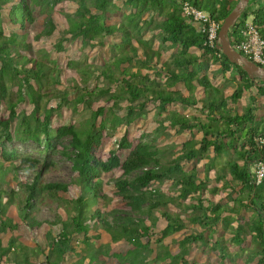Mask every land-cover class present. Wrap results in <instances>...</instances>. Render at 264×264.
I'll list each match as a JSON object with an SVG mask.
<instances>
[{"label":"trees","instance_id":"1","mask_svg":"<svg viewBox=\"0 0 264 264\" xmlns=\"http://www.w3.org/2000/svg\"><path fill=\"white\" fill-rule=\"evenodd\" d=\"M15 1L0 0V101L9 111L8 117H0V264H79L72 259L77 260L81 256L84 259L80 264H107L99 260L100 249L104 247L97 234L99 230L106 232L115 242L127 240L141 250L152 241L162 248L168 247L166 240L181 232V237L175 241L177 251L165 250L158 258L162 262L170 261L168 264H190L188 246L199 241L208 243L209 239L211 243L223 245L222 237L216 239L217 228L222 226L230 231L233 229L231 239L240 246L249 237L254 245L252 259H257V264H264V179L257 185L251 172V164L264 163V144L261 141L264 138V120L257 115V105L264 97V85H260L263 80L250 76L221 50L208 47L200 27L183 15V4L189 2L208 12L222 25L239 0H123L124 5L134 9L129 13H124L115 0H74L77 9L73 14H66L68 27L61 32L57 44L59 51H65L64 43L70 38L81 39L83 45L97 47L103 46L105 40L113 36L119 38L115 45L119 52L114 62L103 66L82 62L72 65L69 61L68 67L84 74L79 86L71 85L73 81H70L76 91L72 101L76 107L86 105L91 117L87 125L80 127L61 125L53 135L49 133L51 113L43 111L42 114L40 103L49 95L56 97L54 88L60 77L48 62L56 68L58 62L48 57L46 61L33 57V47L24 34L13 31L6 36L3 11L13 24H20L25 29L26 23L35 21L32 5L41 7L46 18L43 29L36 35L39 40L59 31L52 9L61 0ZM147 13L152 15L144 20ZM251 15L264 38V0L261 4L249 2L229 30L234 48L242 40L240 31ZM144 22L158 31L159 47L143 37ZM168 52L171 55L166 60ZM210 59L220 64L223 74L230 72L237 78V87L228 98L208 93L214 88L208 75ZM96 73L98 78L121 84V89L114 90L111 85L90 90L89 74ZM12 84L17 88L16 98L11 91ZM181 85L190 96L183 95ZM50 88L53 89L50 91ZM199 88L204 89L206 97L203 100L194 96ZM244 92L252 95L250 104L243 113H238L232 102L237 104ZM69 95L65 90L59 104L63 100L68 101ZM105 96L112 100L109 110L104 106L91 109L89 103L92 100ZM123 100L128 105L123 117L114 115L111 118L115 124L130 125L136 117L148 114V102H155L159 118L155 137L143 142L147 136L142 134L140 141L134 143L125 134L119 140L118 148L111 150L107 159H101L97 151L104 141L107 116L121 107ZM26 102L31 103L33 109L30 114L20 117L18 108ZM174 104L194 107L200 111V116L194 118L175 110L169 112L168 108ZM164 113H169L165 117L168 124L162 121ZM19 118L21 121L15 130L14 122ZM170 126L177 127L180 134L188 133L190 137L182 143L181 149L172 147V157L163 162L165 149L158 145L157 140ZM65 137H70V142L62 147V153L72 162L74 177L69 182H51L46 186L41 184L50 162L42 163L38 158L20 156L15 151H7L4 146L5 141L18 138L23 142L34 140L43 143L46 150H53L61 146ZM238 147L237 158L223 165V174L219 172L216 176L217 180L224 179L222 187H209L216 159ZM122 152L127 154L126 157ZM202 159H208L202 172L189 168L194 161ZM117 170L122 171V175L112 184H105L109 185L114 196L124 201V205L103 211L100 200L107 197V192L103 191V175ZM28 171L34 172L33 178L23 181V173L28 174ZM5 175L11 176L15 186L3 179ZM165 186H170L171 190ZM223 188L230 189L237 196L229 193L230 201H215L213 196ZM45 192L48 196L44 195ZM57 193L73 195L68 201L72 205V216L67 220H38L35 217L38 204H49L45 200H50L51 195ZM188 198L192 200L190 204L185 203ZM170 204L191 215L184 217L181 213L161 210ZM243 211H251L252 214L246 218ZM162 219L166 224L158 229ZM21 224L34 233L43 225H49L44 235L46 243L34 242L36 250L26 251L13 234ZM59 224L60 230L56 229ZM190 225H199L202 230L197 234L184 232ZM79 244L93 247L88 256L84 255ZM223 252L222 259L226 260V251ZM249 262L250 259L246 261L247 264Z\"/></svg>","mask_w":264,"mask_h":264},{"label":"rangeland","instance_id":"2","mask_svg":"<svg viewBox=\"0 0 264 264\" xmlns=\"http://www.w3.org/2000/svg\"><path fill=\"white\" fill-rule=\"evenodd\" d=\"M18 1V0H16ZM15 1V2H16ZM117 4L121 5L122 10L124 13L133 12V8L131 6H127L123 4V0H115ZM263 2V0H251V3ZM34 9V17L35 21L33 23H26V28H21L20 24H13L9 17L3 11V21L5 23L4 26V33L6 36H10L11 33L14 31L19 33L20 35H26V40L29 42L32 47V56L38 59H44L46 61V57L50 58L51 60H56L58 62V67L52 65L50 62V66L53 68V71H56V74L59 75L60 81L55 85L54 92L55 96H48L43 98L41 101L42 107V114L44 112L51 113V122L49 126V133L50 135L54 134V131L57 127L61 125H69L75 124L76 126L80 127L83 125H87V121L91 117V112L86 105H79L75 106L73 103V99L75 98V89L71 87V85H80L82 84V77L84 78L83 73H78L77 69L74 67H68L69 61L72 62V65H76L77 62H82L90 65H99L103 66L105 63L114 62V60L118 56V50L115 48V45L118 43L119 38L117 37H108L105 40L103 46L97 47H90L88 45H83L81 39L74 40L69 39V41L64 43L65 51H59L57 44L61 37V32L68 27L67 17L66 14H73L77 9V3L74 0H61L58 4L53 7V18L55 23L58 26V30L54 35L50 37H43L41 39H37L36 35L43 29L46 14L41 12V7L32 5ZM50 9V7L48 6ZM152 13H147L144 15L143 19H149ZM120 17V14H118ZM249 21L253 20L252 15L248 19ZM143 26L145 27L143 37L147 40H151L155 47H159L161 45L160 36L158 35V31L154 30L153 27L147 26L144 22ZM170 53H166L165 59L170 58ZM210 68L214 69L215 71H211V74L219 73V65L214 62L213 60H209ZM30 65V64H29ZM221 69V66H220ZM98 73L91 75L89 74V86L90 90L95 89V87H109L113 86V89H121V84L117 85L114 82L110 83L107 80L97 77ZM71 82L70 85V81ZM53 87V84H51ZM220 85H225L224 89H226L227 94H231L234 91V84L227 81H221ZM77 86V87H78ZM53 88H50L51 91ZM68 91L70 93L67 100H63L60 104V98L63 95L64 91ZM11 91L13 92V96L16 98V91L17 88L12 84ZM120 92V91H119ZM202 93V90L199 91ZM220 94V93H219ZM127 95V94H126ZM216 95V94H214ZM128 97V96H125ZM259 115H264V99L259 103ZM89 105H92L91 109L97 110L98 107H106V110H109L112 107V100L106 97H101L98 99L92 100ZM128 105L126 100H123L120 104L121 107H118L116 111L112 114L107 116V128L105 129V136L104 141L100 149L97 151V155L101 159H107L111 150L118 148V142L122 136L127 134V137L130 141L137 143L141 139V135L145 134L147 137L143 139V142L152 140L155 137V129L158 127L159 118L157 117V112L155 108V102L150 101L147 104L146 110L148 114L143 115L141 117H136L134 122L130 125L126 123L123 124H115L111 118L114 115L118 117H123L125 114V107ZM247 105V98L243 96L240 101V106H236L235 110L242 113L245 111ZM90 107V106H89ZM33 109V105L29 102L23 103L19 106L18 112L20 117H25L31 113ZM177 111L185 116L194 117L197 115L195 108H184L178 104L171 105L168 108V111ZM44 111V112H43ZM169 114V113H168ZM167 113L163 114L162 121L166 122L165 117L168 115ZM9 111L6 108L5 104L0 101V117H8ZM101 118L99 117L98 120ZM21 119L19 118L17 121L14 122V127L16 130L17 125L20 123ZM222 124L221 122H219ZM168 124V122H166ZM177 127L170 126L162 136L157 140V143L160 147L165 149L166 157L163 159V162L167 159L171 158L170 155L171 148L174 147L176 150L181 149V145L184 141H186L190 135L188 133L180 134L177 130ZM70 137H65L62 139L61 146L57 149L53 150H46L43 143L35 142L34 140H29L26 142L21 141L20 139H15L13 141H5L4 146L5 149L9 152L15 151L20 156H30L33 158H38L42 161V163L50 162L51 166L43 173V182L41 185L46 186L47 183L51 182H69L73 177V170H72V162L62 153L63 146L69 145ZM240 149L238 147L237 150H229V154H224L218 157L215 161L213 170L211 171L210 177L212 178L209 187L219 186L222 187L224 184V179L220 178L219 180L216 179V176L219 174H223L221 167L228 163L233 158H237V152ZM123 157H126V153H121ZM1 160V156H0ZM208 159H202L198 161H194L189 168H196L199 171H203L204 164L207 162ZM240 164L242 162H239ZM40 167V166H39ZM38 167V169H39ZM37 169V170H38ZM29 173H23V181H28L33 178V171H28ZM122 171L117 170L111 174H104L103 175V191L107 192L106 199L100 200V206L103 211H109L112 208L121 207L124 205V201L114 196L113 192L108 186H106V182H112L117 177L122 175ZM7 183L8 181L12 182L11 176L5 175L3 178ZM12 185L15 186L14 181ZM40 185V186H41ZM17 189V187H16ZM165 189L171 190L170 186H165ZM233 197L237 196V193L232 192L230 189L224 190V188L220 191L219 194L213 196L215 201L223 200L224 202L230 201V194ZM45 196H48V193H44ZM72 194H61L57 193L55 196L51 195L50 200H45V202L49 201V204L39 205L38 204V211L35 217L40 220H50L55 221L57 219L60 220H67L71 214L72 205L68 202L72 199ZM192 200L188 198L185 203L190 204ZM13 209V208H12ZM169 210L172 213H181L184 217H189L191 214L189 212H184L183 210L179 209L177 205L170 204L167 207L161 208V210ZM17 213L15 210L13 211ZM251 211H243L242 215L246 218L251 216ZM158 215V213H157ZM12 217V216H11ZM16 223V221H15ZM166 224V221L162 219L159 221L157 228L161 229ZM236 223H234V226ZM223 227V228H222ZM217 228L216 239H220L223 245L211 243L209 239L208 243H203L201 241L197 243H192L188 246L189 253L187 254V258L189 259L190 264H247L246 261L250 259L249 264H257V259H252L251 250L254 248V245L251 244L249 237H247L245 244L240 246L236 244L233 239H231L234 232H231L230 229H224V226ZM58 230L61 229V224L58 225L56 228ZM49 230V225H43L37 233L31 232V229L27 227L25 224H21L19 229L16 230L13 234L18 239V241L22 242L25 250L32 249L36 250L35 243H46L45 240V233ZM202 230V227L199 225H190L188 229L184 230L186 233H194L197 234ZM99 234L104 247L101 250L100 261H103L107 264H168V262H162L159 260L165 250H173L172 252L177 251V244L176 239L181 237L182 233H176L170 238L166 240L165 248L162 246H157L155 242H151L150 245L145 249H138L136 245L131 244L127 240H120V241H113L111 237L103 231L97 232ZM211 234H213L211 232ZM146 241V240H145ZM212 241L215 242V239L212 238ZM82 250L84 251V255L88 256L89 250L93 247H89L85 244H79ZM108 245V246H106ZM95 248V247H94ZM169 248V249H168ZM98 249V247H97ZM226 251L227 258L226 260L222 259V254ZM109 254V255H108ZM107 255V256H106ZM84 256H81L80 259L76 258L72 259V262L75 263L78 261L80 262L84 259ZM83 258V259H82ZM252 259V261H251Z\"/></svg>","mask_w":264,"mask_h":264},{"label":"built area","instance_id":"3","mask_svg":"<svg viewBox=\"0 0 264 264\" xmlns=\"http://www.w3.org/2000/svg\"><path fill=\"white\" fill-rule=\"evenodd\" d=\"M183 15L199 25L200 30L206 36L205 44L208 47L219 49L220 22L212 19L208 12L193 6L189 2L183 4ZM240 34L242 40H240L234 49L256 65L263 67L264 38L262 37L258 26H256L253 21L247 20L242 27ZM261 141L264 144V138H262ZM251 172L254 175L256 184H260L264 179V163L256 162L251 164Z\"/></svg>","mask_w":264,"mask_h":264},{"label":"water","instance_id":"4","mask_svg":"<svg viewBox=\"0 0 264 264\" xmlns=\"http://www.w3.org/2000/svg\"><path fill=\"white\" fill-rule=\"evenodd\" d=\"M250 0H239L236 6L224 19L219 30L220 46L219 50L232 62L241 65L243 69L253 78L257 77L264 81V67H260L244 57L240 52L234 49L230 42L229 30L241 16V13L247 8Z\"/></svg>","mask_w":264,"mask_h":264},{"label":"crops","instance_id":"5","mask_svg":"<svg viewBox=\"0 0 264 264\" xmlns=\"http://www.w3.org/2000/svg\"><path fill=\"white\" fill-rule=\"evenodd\" d=\"M261 3H263V2H259V3H257V4H261ZM198 27H199V25L198 24H196ZM218 65H219V73H217V74H214V73H212L211 74V71L213 70V71H215L214 69H212V67L209 69V71H208V75L210 76V79H211V82H212V85H213V87L214 88H212L211 89V92H208V93H211L212 94V96L214 95V94H216L217 96H218V98H220V96H223L224 98H228L231 94H227V91H226V89H224V86L225 85H220V83H221V81L223 80V81H227V83H228V80H230V82L232 83V84H234V90H235V88L237 87V83H236V80H237V78L235 79L233 76H231V74H230V72L228 73H225V74H223L222 73V70L220 69V64L219 63H217ZM262 80V79H261ZM260 85H264V81H263V83L261 84L260 83ZM181 90L183 91V95L184 96H190V93H189V91L188 90H186L182 85H181ZM200 90H202V93H199V91ZM220 93V94H219ZM197 96V98H199L200 100H203L206 96H205V93H204V89L203 88H199L198 90H196L195 91V93H194V96ZM243 96H246V98H247V105H246V107L247 106H249V104H250V96H252L250 93H248V92H244V94H243ZM262 99H264V97H261V101H262ZM205 100H207V98L205 99ZM241 101V100H240ZM240 101L239 102H237V104H235V103H233L232 102V104L236 107V106H240ZM202 103V102H201ZM199 105H201V104H199ZM181 106V105H180ZM257 106H260V104L259 105H257ZM182 107H184V108H191V107H188V106H182ZM192 108H194V107H192ZM259 110V109H258ZM258 110H257V115H258V118H261L262 120H264V115H259V113H258ZM195 111H196V113H197V115L196 116H194V118H196V117H199L200 116V111H198V110H196L195 109ZM237 112H238V110H236ZM238 113H242V111L241 112H238Z\"/></svg>","mask_w":264,"mask_h":264}]
</instances>
